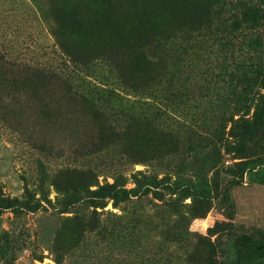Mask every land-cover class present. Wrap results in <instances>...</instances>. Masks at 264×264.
Returning <instances> with one entry per match:
<instances>
[{"label": "rangeland", "instance_id": "rangeland-1", "mask_svg": "<svg viewBox=\"0 0 264 264\" xmlns=\"http://www.w3.org/2000/svg\"><path fill=\"white\" fill-rule=\"evenodd\" d=\"M199 4L0 0L2 50L53 65L85 94L0 61V264H223L229 238L264 242V120L253 115L264 95V0H233L236 18L259 17L233 24V51L213 36L174 39ZM74 47L90 53L88 67L70 60ZM111 125L124 132L83 156ZM38 159L63 181L75 167L101 182L142 169L177 190L95 212L86 198L64 207L52 188L51 201L29 207L22 193Z\"/></svg>", "mask_w": 264, "mask_h": 264}, {"label": "trees", "instance_id": "trees-1", "mask_svg": "<svg viewBox=\"0 0 264 264\" xmlns=\"http://www.w3.org/2000/svg\"><path fill=\"white\" fill-rule=\"evenodd\" d=\"M189 11L190 13L180 17L176 27L171 30L176 41L182 45L184 42L198 39L200 35L202 37L213 36L230 51H233V24L249 19L257 21L259 18L255 10L249 9L244 11V18H236L237 14L233 13V0H200L198 7ZM2 43L0 40V45ZM70 57V60L78 63L83 68L88 67L91 61L90 53L80 51L75 47L71 48ZM0 61L1 66L6 70L13 67L18 69L25 67L35 70L41 69L45 75L57 79L61 85L71 91L73 96L77 98L85 96L79 90L73 89L66 78L56 73L55 67H51L53 65L46 64L41 60L26 59L20 55H14L13 52L3 51L0 46ZM169 65L170 63H167V66ZM253 115L264 120V95L256 103ZM121 132L124 131L116 130L114 125L109 126L97 139L87 145L86 149L88 151L83 153V156L87 153L91 154L102 150L105 146L111 144L113 140L115 141L120 137ZM40 149L50 153L56 151V148L52 145L42 144ZM71 170L75 173L73 178L63 181L58 170L49 169L42 159H38L35 182L32 186H26L22 193V200L25 205L37 207L42 200L51 201L49 194L52 188L55 191V201L64 207L86 198L96 208L94 209L95 212L98 211V207H105L109 200H112L113 206L116 207L128 201L132 196L142 197L149 191H153L160 198L166 193L165 191L175 192L177 190L172 183L163 178L159 180L147 179L146 175L142 178L141 174L144 173L142 169L130 172L129 176L118 173L113 176L112 181L106 180L104 182L99 180L100 174L93 167H75ZM129 178L133 179L136 183L135 186H127ZM223 254L225 258L223 264H264V242L250 235L241 234L228 239V245ZM55 259L59 263L63 261L58 256Z\"/></svg>", "mask_w": 264, "mask_h": 264}, {"label": "bare ground", "instance_id": "bare-ground-1", "mask_svg": "<svg viewBox=\"0 0 264 264\" xmlns=\"http://www.w3.org/2000/svg\"><path fill=\"white\" fill-rule=\"evenodd\" d=\"M124 15V14H123ZM117 17H119L118 15H117ZM124 17V16H123ZM117 22V21H116ZM127 25V24H126Z\"/></svg>", "mask_w": 264, "mask_h": 264}]
</instances>
